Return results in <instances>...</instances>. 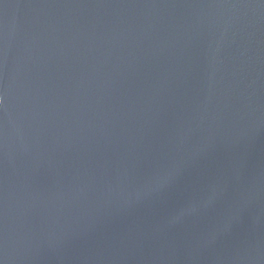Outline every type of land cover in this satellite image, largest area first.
I'll return each instance as SVG.
<instances>
[{
    "label": "water",
    "instance_id": "95a60500",
    "mask_svg": "<svg viewBox=\"0 0 264 264\" xmlns=\"http://www.w3.org/2000/svg\"><path fill=\"white\" fill-rule=\"evenodd\" d=\"M0 264H264V0H0Z\"/></svg>",
    "mask_w": 264,
    "mask_h": 264
}]
</instances>
